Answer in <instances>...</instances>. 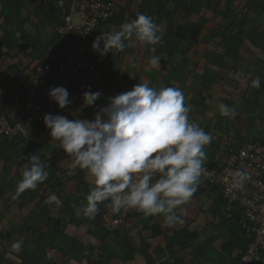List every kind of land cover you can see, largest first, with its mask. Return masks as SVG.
Here are the masks:
<instances>
[{"label": "crops", "instance_id": "1", "mask_svg": "<svg viewBox=\"0 0 264 264\" xmlns=\"http://www.w3.org/2000/svg\"><path fill=\"white\" fill-rule=\"evenodd\" d=\"M232 1L240 5L238 13L249 18L237 41L218 32ZM70 3L0 0V89L6 91L3 106L11 122L36 113L69 119L76 113L75 118L91 120L109 97L147 82L183 92L191 120L212 137L205 147V163L217 169L264 135V0H115L113 17L99 27V34L119 30L145 13L159 25L161 42L136 43L103 57L91 50L95 77L85 87L72 86L80 99L76 108L59 109L48 96L57 85L48 80L38 93L32 79L48 55H61V49L51 52L57 37L54 26L60 22L59 9L68 11ZM190 6L194 10L186 18L185 8ZM153 56L159 58V66L149 63ZM257 76L259 89L251 86ZM89 90L103 95L77 113L82 93ZM221 104L235 114L221 115ZM57 144L43 122L17 139L0 135V264H230L220 252L229 235L214 214L213 196L205 185H199L185 206L182 225L165 227L161 217L134 210L122 227L109 232L96 217H83L92 178L72 169L71 159ZM33 154L41 157L48 178L13 200L21 165Z\"/></svg>", "mask_w": 264, "mask_h": 264}, {"label": "clouds", "instance_id": "2", "mask_svg": "<svg viewBox=\"0 0 264 264\" xmlns=\"http://www.w3.org/2000/svg\"><path fill=\"white\" fill-rule=\"evenodd\" d=\"M158 33L159 25L153 18L138 13L119 30L95 37L91 48L103 57L113 50L123 52L126 46L136 43L156 45L161 42ZM149 63L159 66L160 60L153 56ZM251 86L260 88L259 76L251 80ZM69 95L63 86L48 92L59 109L72 103ZM102 95L100 91L83 92L82 108L77 113L92 107ZM190 111L179 88H154L145 82L109 97L91 120L75 118L76 113L73 119L45 114L44 126L71 159V168L92 178L81 209L83 217L94 219L104 205L113 214L134 209L145 217H161L165 227L182 225L187 214L185 206L202 183L205 147L212 141L211 135L191 120ZM219 111L223 116L235 114L234 109L223 104ZM21 169L22 178L13 200L26 190H35L48 178L39 155L28 157ZM233 176L234 187L241 188L247 174L236 170Z\"/></svg>", "mask_w": 264, "mask_h": 264}, {"label": "built area", "instance_id": "3", "mask_svg": "<svg viewBox=\"0 0 264 264\" xmlns=\"http://www.w3.org/2000/svg\"><path fill=\"white\" fill-rule=\"evenodd\" d=\"M63 24L55 29L61 41V55L57 58L48 55L35 70L32 88L40 93L48 80L57 86L65 87L72 103L66 109L79 105L80 99L71 88L73 85L89 83L96 75V66L90 55L91 44L101 35L98 29L113 17L115 0H70ZM73 17L76 23H73ZM7 96L0 89V101ZM45 114L36 113L21 122L12 123L0 112V135L13 140L26 134L36 124L43 122ZM240 170L247 174L241 188L234 187L233 173ZM202 177L210 184H217L231 204L237 203L242 210L243 229L251 235L252 242L239 264H249L259 260V251L264 252V144H249L230 156L221 172L204 168ZM134 209L121 210L113 214L105 208L101 218L102 227L111 232L122 227Z\"/></svg>", "mask_w": 264, "mask_h": 264}, {"label": "trees", "instance_id": "4", "mask_svg": "<svg viewBox=\"0 0 264 264\" xmlns=\"http://www.w3.org/2000/svg\"><path fill=\"white\" fill-rule=\"evenodd\" d=\"M239 7L240 5L236 3V1H232V6L230 4L227 10L222 14V22L219 25L220 29L218 30L219 33H222L221 32L222 30L224 33L229 34L230 36L233 37V39L235 38V41L241 39V35L243 33L242 27L249 24V18L247 17V15H242L241 12L238 13ZM185 10L187 11L184 12V16L187 18L189 13H192L194 9L192 8V6H190L189 8L186 7ZM59 11H60L59 13L60 22H58L57 25L54 26L56 28L62 25L64 16L67 12L65 10L63 11L60 9ZM51 14H53V12H51ZM196 31H197L196 34L199 36L201 32L200 28H197ZM60 49H61L60 38L57 35L56 40L51 47V52L53 54H58ZM88 84L89 83L84 84V85H79V86L85 87ZM8 95H9V92H8ZM7 100H8V97H5L4 99L0 101V112L9 119V116L6 114L4 110V106H3ZM255 143L264 144V135L262 136L260 135L259 138L252 141V144H255ZM205 164H206L205 166L208 167L210 170H215L216 172H221L222 170V169H217L213 165H210V163H205ZM201 179H202V184L205 185L212 193L213 205H214V208L216 207L214 209V214L216 215L217 218L222 220L221 224L225 226V228L227 229V234L229 235L228 242L225 243L220 249L221 255L230 264H239L242 257L246 254L249 245L252 242L251 235H249L245 231V229H243L242 224L240 223L242 210L238 207L237 203L231 204V207L229 208L228 201L224 198L219 185L210 184L204 178H201ZM105 208L106 207H104V205H101L100 210L98 214L96 215V220L100 223V225H101V218L105 211ZM234 254H236L235 257L233 256ZM259 255H260V258L258 261L254 259L249 264H264V252L259 251Z\"/></svg>", "mask_w": 264, "mask_h": 264}, {"label": "rangeland", "instance_id": "5", "mask_svg": "<svg viewBox=\"0 0 264 264\" xmlns=\"http://www.w3.org/2000/svg\"><path fill=\"white\" fill-rule=\"evenodd\" d=\"M73 21L76 22L77 21L76 18H73Z\"/></svg>", "mask_w": 264, "mask_h": 264}]
</instances>
